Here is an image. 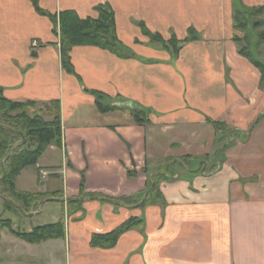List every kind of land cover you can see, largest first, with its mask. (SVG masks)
<instances>
[{
  "label": "crops",
  "instance_id": "1",
  "mask_svg": "<svg viewBox=\"0 0 264 264\" xmlns=\"http://www.w3.org/2000/svg\"><path fill=\"white\" fill-rule=\"evenodd\" d=\"M242 1L264 7V0ZM101 4L114 10L128 55L78 45L70 53V72L50 16L33 0H0L5 97L58 101L62 118L61 146H49L36 166L21 172L16 187L44 199L54 192L78 198L84 181L85 193L120 198L145 192L142 202L150 201H57L65 237L33 244L3 228L0 264H264V88L260 70L235 41L243 33L234 26L233 0H38L51 15L73 10L82 18L97 17ZM140 23L166 40L186 39L190 29L200 38L176 56L152 42ZM97 91L106 95L105 105L119 108L102 112ZM130 106L148 110L150 121L137 124ZM259 115L247 138L237 135L220 153L214 121L246 133ZM185 156L191 168L161 181V197L154 200L150 176ZM41 169L52 171L45 181ZM132 217L143 224L116 246L91 245L94 233L110 232ZM22 224L26 231L43 225Z\"/></svg>",
  "mask_w": 264,
  "mask_h": 264
},
{
  "label": "trees",
  "instance_id": "2",
  "mask_svg": "<svg viewBox=\"0 0 264 264\" xmlns=\"http://www.w3.org/2000/svg\"><path fill=\"white\" fill-rule=\"evenodd\" d=\"M36 10L44 15L50 16L54 23V33L59 36V44L61 48L62 63L64 67L73 72L71 64V51L78 45H93L103 49H107L121 57H126L128 52L123 43L118 38L116 33V20L114 10L106 4L97 6V17H80L73 10H65L57 15H51L38 6V0H33ZM234 8V26L240 32L253 31L257 33L259 42H264V7H247L242 0H233ZM251 16H260V20H251ZM143 32L148 35L152 42L161 44L162 46L171 49L177 56L182 50L184 44L189 40H198L199 33L194 29L189 30V36L186 39H178L172 37L166 40L160 33L151 32L144 23H140ZM263 30H262V29ZM262 30V31H261ZM257 31V32H255ZM242 37H235V41L240 43ZM240 54L247 57L261 72L260 85L264 88V60L257 59L251 49L240 48ZM96 103L102 112H108L119 108L118 105H105L104 101L106 95L102 92H95ZM52 108L45 107L43 110H33L32 114L29 111L30 107H34L37 102H16L5 97L3 88L0 87V201L3 199L4 210L8 212L13 210L23 216L19 209L11 205L8 201L17 203L24 212L32 213L39 209L42 198L40 193L37 192H22L16 187V180L21 172L28 168L36 166L46 150L51 145L61 146L62 143V118L60 104L58 101H50ZM132 115L137 124L143 125L150 121L149 111L132 107ZM47 115L50 120L46 119ZM218 138L216 139L217 147H221L228 143L230 146L235 137L241 134L242 138H247L244 132L231 129L226 123L214 121ZM15 151L12 153L13 149ZM225 148V149H226ZM221 149L220 153L225 150ZM11 154V155H10ZM10 155V156H9ZM5 161L6 175L2 178L4 170L2 166L3 160ZM220 155L218 153L217 160L219 161ZM169 170H160L156 176L151 175L148 179V191L156 193L154 200H159L161 194L158 190V185L161 181L172 179L175 172H180L179 168L190 169L191 157L185 156L179 158L178 161L171 162ZM212 171L216 166L210 168ZM148 173L147 170H143ZM130 177L136 176L134 171H129ZM146 189V190H147ZM85 183L81 184L80 201L84 199H110L122 205H140L143 206L150 200L146 198L142 202L145 192L142 196H124L120 198H109L96 193H85ZM148 194V196H149ZM48 198H63L60 192H54L45 197ZM8 200V201H7ZM79 201H68L69 204L74 205ZM142 220L132 217L122 223L116 229L107 233H94L91 239V245L104 249L113 248L117 245L120 237L126 232L135 227L141 226ZM14 221L10 217H3L0 215V230L8 228L15 236L29 242L41 243L47 240H54L64 238L66 235L65 224L62 220L54 223L34 226L31 231H26L14 228Z\"/></svg>",
  "mask_w": 264,
  "mask_h": 264
},
{
  "label": "rangeland",
  "instance_id": "3",
  "mask_svg": "<svg viewBox=\"0 0 264 264\" xmlns=\"http://www.w3.org/2000/svg\"><path fill=\"white\" fill-rule=\"evenodd\" d=\"M260 16H255L252 17L251 16V20H260ZM262 29V28H261ZM263 30V29H262ZM261 30V31H262ZM257 32V31H255ZM242 41L240 42V48H246V49H251L253 55L259 59V60H264V42H259L258 38H257V33H254L253 31H246V32H242ZM106 101V100H105ZM50 107L52 108L51 103L47 102V103H39L37 102V104L34 107H30L29 111L33 112V110H43L45 107ZM44 116H46L47 120H50V117H48L47 115H45L43 113ZM44 213L41 215H36V216H31L25 217L24 215L21 216L20 214H18L15 211H11L9 210L8 212H6V210H4V205L3 202L0 201V215L7 218L10 217L13 219L14 224L13 225L15 228L20 229L22 227V223L23 222H28V223H35V224H44V223H54L59 221L60 217H61V213H62V203L61 202H57V201H52V202H47L44 205ZM43 209V208H42ZM6 212V214H5ZM29 219V220H26Z\"/></svg>",
  "mask_w": 264,
  "mask_h": 264
},
{
  "label": "water",
  "instance_id": "4",
  "mask_svg": "<svg viewBox=\"0 0 264 264\" xmlns=\"http://www.w3.org/2000/svg\"><path fill=\"white\" fill-rule=\"evenodd\" d=\"M261 116H262V115H259V116L256 118V120L253 122V124L251 125V127L249 128V130H248L247 133H246V136H247V137L250 135V133H251L252 129L255 127V125L259 122ZM230 142H231V141H229L228 143H225V144L221 147V149H224L228 144H230ZM15 149H16V148L13 149L12 153L15 151ZM10 155H11V154H10ZM10 155H9V156H10ZM9 156L6 157V158L3 160V162H2V166H3V170H4V173H3L2 178L5 177V175H6V168H5L4 164H5V161L9 158ZM204 164H205L204 162H201V163H200V168H199V169L202 171V173H204V167H203ZM146 196H147V194H146ZM1 198L5 200L4 197H1ZM71 200H74V201H80L81 199H80V198H48V199H45V200H43V201L40 202L39 210H38L36 213H26V212H24V211L22 210V208H21L17 203L12 202V201H8V200H7V201H8L11 205H13V206L16 207L17 209H19V211L21 212L22 215L29 217V216H33V215H35V214L40 213V212L42 211V208H43L44 204L47 203V202H49V201H62V202H67V201H71ZM101 200H102V201H109V202H112V200H110V199H101ZM113 202H114V201H113Z\"/></svg>",
  "mask_w": 264,
  "mask_h": 264
},
{
  "label": "built area",
  "instance_id": "5",
  "mask_svg": "<svg viewBox=\"0 0 264 264\" xmlns=\"http://www.w3.org/2000/svg\"><path fill=\"white\" fill-rule=\"evenodd\" d=\"M34 45H37V42H34ZM50 174H51L50 171L42 170V171L40 172V178H41L42 180H46L47 177H48Z\"/></svg>",
  "mask_w": 264,
  "mask_h": 264
}]
</instances>
